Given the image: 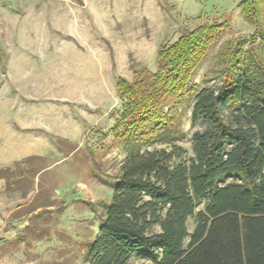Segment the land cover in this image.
<instances>
[{"label": "rangeland", "instance_id": "374dc122", "mask_svg": "<svg viewBox=\"0 0 264 264\" xmlns=\"http://www.w3.org/2000/svg\"><path fill=\"white\" fill-rule=\"evenodd\" d=\"M249 4L0 0L1 147L21 145L22 157L45 156L12 164L8 183L0 180V264H87L102 217L99 204L110 201L120 165L134 150L114 139L125 103L117 83L149 85L145 73H156L159 48L207 24L222 29L191 85L216 90L234 56L242 67L264 68V1L245 17ZM194 101L189 94L177 105L176 129L183 136L174 144L186 156L192 155L191 135L204 129L191 124ZM235 111H222L226 124ZM161 148L170 149L153 143L141 151ZM187 225L191 231L194 221ZM131 263L151 264L147 254Z\"/></svg>", "mask_w": 264, "mask_h": 264}, {"label": "trees", "instance_id": "16d2710c", "mask_svg": "<svg viewBox=\"0 0 264 264\" xmlns=\"http://www.w3.org/2000/svg\"><path fill=\"white\" fill-rule=\"evenodd\" d=\"M263 1L251 0L242 15H253ZM221 29L198 26L160 47L156 73H145L149 85L117 83L125 103L114 139L134 150L120 165L110 201L99 204L102 217L87 264H132L144 254L151 264H264V68L242 67L234 56L216 90L191 85ZM189 94L195 100L191 124L204 129L191 135L192 155L186 156L174 141L183 136L176 129L177 105ZM230 108L236 111L226 124L221 113ZM153 143L170 149L141 151ZM30 159L38 158L13 167ZM11 170L0 169V180L8 183ZM226 178L235 180L221 183Z\"/></svg>", "mask_w": 264, "mask_h": 264}, {"label": "crops", "instance_id": "0c3cea01", "mask_svg": "<svg viewBox=\"0 0 264 264\" xmlns=\"http://www.w3.org/2000/svg\"><path fill=\"white\" fill-rule=\"evenodd\" d=\"M5 137L1 136L0 138V169L9 167L14 162L20 161L27 157H37L38 160H43V157H45V156L38 155V154H33V155L29 154V156L22 157L23 147L21 145L20 146L17 145L16 147H11L9 148L10 150H8L5 146L1 147V143L6 139ZM60 137H66V136H60ZM11 152H14L15 154V155H11L13 157L8 156L9 154H11Z\"/></svg>", "mask_w": 264, "mask_h": 264}]
</instances>
